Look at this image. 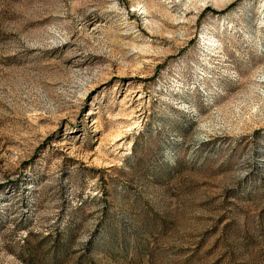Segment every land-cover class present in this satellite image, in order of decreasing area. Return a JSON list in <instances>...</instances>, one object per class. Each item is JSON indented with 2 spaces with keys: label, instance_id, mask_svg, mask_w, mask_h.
Masks as SVG:
<instances>
[{
  "label": "rangeland",
  "instance_id": "1",
  "mask_svg": "<svg viewBox=\"0 0 264 264\" xmlns=\"http://www.w3.org/2000/svg\"><path fill=\"white\" fill-rule=\"evenodd\" d=\"M0 264H264V0H0Z\"/></svg>",
  "mask_w": 264,
  "mask_h": 264
}]
</instances>
